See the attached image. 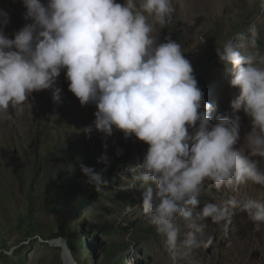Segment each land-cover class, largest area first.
Segmentation results:
<instances>
[{"label": "clouds", "instance_id": "clouds-1", "mask_svg": "<svg viewBox=\"0 0 264 264\" xmlns=\"http://www.w3.org/2000/svg\"><path fill=\"white\" fill-rule=\"evenodd\" d=\"M22 4L24 19L31 23L13 39L4 32L9 14L0 9V118H8L10 107L22 112L33 92L52 87L66 69L69 90L81 106L94 103L97 108L93 125L80 131L88 138L93 129L110 137L115 128L125 139L134 135L149 145L142 161L130 169L129 187L141 182L143 213L163 238L173 264L187 261L201 246L203 221L209 218L227 231L234 210L240 209L259 230L264 202L258 199L205 203L195 212L206 188L237 191L249 181L264 186V169L256 159L264 158V54L255 21L216 49L219 61L234 69L230 83L240 90L230 107L251 121L241 144L240 117L218 116L212 123L213 106L204 101L180 43H159L153 35L154 25L163 27L172 19L173 0ZM52 98L60 101L59 89ZM98 163L105 166L100 171L79 165L97 191L109 184L106 151ZM178 219L187 229L183 238Z\"/></svg>", "mask_w": 264, "mask_h": 264}, {"label": "rangeland", "instance_id": "rangeland-1", "mask_svg": "<svg viewBox=\"0 0 264 264\" xmlns=\"http://www.w3.org/2000/svg\"><path fill=\"white\" fill-rule=\"evenodd\" d=\"M41 2L47 4V0ZM116 2L123 4L124 0ZM173 5L175 12L170 22L163 27L154 25L153 35L159 43L167 39L180 43L193 67L198 87L204 93V101L213 106L212 123L218 116L230 119L239 116L240 143L243 144L244 137L251 131V121L242 110L234 113L230 107L240 90L230 83L234 69L219 61L216 49L255 21L259 29L258 45L264 54L261 0H173ZM0 9L9 14L4 32L10 39L26 23H31L24 19L26 9L22 0H0ZM69 83L66 69H62L52 87L32 93L24 102L22 112L10 107L8 118H0V264H109L111 258L105 255V250L108 245L118 243L128 246L116 252L113 259L124 260L125 264H173L163 238L143 213L141 182L129 187L133 183L130 169L142 161L149 147L135 136L136 149L129 152L120 166L115 165L106 187L95 189L89 195L87 179L81 174L78 190L57 206L59 199L52 195L51 186L61 164L71 172L75 166L73 158H78L81 164L83 160L79 156L87 154L102 169L105 166L98 163L101 154L106 151L110 159L125 140L123 132L115 128L110 137L93 129L88 138L80 131L93 125L97 108L94 103L81 106L69 90ZM57 89L60 101L54 102L52 97ZM54 142L63 153L69 151L68 157L60 160L56 156L52 148ZM256 159L264 169V158ZM15 167L25 169L22 182L17 178ZM31 190L35 196L33 202L28 197ZM232 198L241 204L246 198L264 202V186L249 181L237 191L206 188L195 212L205 203L224 205ZM76 199L78 207L72 211ZM30 206L34 207L35 233L25 238ZM19 218L25 219L20 227ZM203 222L206 224L203 243L192 257L177 264H264V224L257 230L240 209L234 210L227 231L210 218ZM178 223L183 238L187 229L182 220L178 219ZM65 225L73 230L72 234L69 235ZM107 225L115 232H107ZM61 228L67 239L60 233ZM51 233L56 234L54 238ZM56 238L62 241L52 242Z\"/></svg>", "mask_w": 264, "mask_h": 264}, {"label": "trees", "instance_id": "trees-1", "mask_svg": "<svg viewBox=\"0 0 264 264\" xmlns=\"http://www.w3.org/2000/svg\"><path fill=\"white\" fill-rule=\"evenodd\" d=\"M136 142L137 141L134 138V135H132L128 139H125L124 142L119 145V149L117 151L113 152V154L110 157L111 165L107 168V171L104 174L107 179H110L113 177V174H114V171L116 168L115 165L120 166V162L124 161L127 158V156H129V152L136 149V146H135ZM52 148L55 151V154H57L56 156L60 160H62L65 157H68V155H69V153H68L69 151H67V153H63V151L60 149V145L56 142L52 143ZM118 151L120 152L119 155H117ZM79 157L83 160V162H82L83 164H85L89 167H93L97 171L101 170L100 165L97 164L95 162V160H90V157L87 154L80 155ZM73 163L75 164V166L73 167L71 172H68L67 170H65L63 164H61V166H60L61 170L59 172V175H57V179H56L54 185L51 186V188H53V190H54V193L52 195L59 199L57 206L60 204H64L68 198H72L73 193L78 190L79 185L81 183V178H82L81 174L82 173L79 169V165H80L79 159L73 158ZM38 168H39L38 166L35 168V173L38 172ZM16 173H17L18 180H20L22 182L23 181V175H25V169L20 170L18 167V168H16ZM34 181H35V178L33 179V182ZM51 183L53 184V182H51ZM87 184H88V187H87L88 192L87 193L89 195H91L96 188L92 184H89V183H87ZM28 197L31 200V202L34 201L35 196H34L32 190L28 193ZM82 200H84L83 197H82ZM77 207H78V203H77V199H76L71 210L74 211V210H76ZM54 209L57 211V207ZM26 217H27L26 219H27L29 225H27V231L25 230V234H26L25 238L32 237L33 233H35V230H33V228L35 226V224H34L35 223L34 207L33 206L29 207L28 214L26 215ZM24 222H25V219L19 218V227L22 224L24 225ZM66 226L67 225H65V227ZM67 228H69V227L67 226ZM114 230L115 229H113V227H111V225L106 226L107 232L114 233L115 232ZM59 231L65 237L64 228L59 229ZM68 232L70 235L73 233V230L69 228ZM51 235L54 238V236L56 234L51 233ZM65 239H67V238L65 237ZM136 240H138V238H136ZM59 241L60 240L55 241V242H59ZM127 246H128L127 243H118L117 245H108L106 250H105V255L109 256L111 258V261L109 264H125L124 260L123 261L115 260V259H113V257H114V254L116 252L122 251Z\"/></svg>", "mask_w": 264, "mask_h": 264}, {"label": "bare ground", "instance_id": "bare-ground-1", "mask_svg": "<svg viewBox=\"0 0 264 264\" xmlns=\"http://www.w3.org/2000/svg\"><path fill=\"white\" fill-rule=\"evenodd\" d=\"M58 240H60V241H62V239L61 238H56V239H54L52 242H54V241H58ZM63 243V242H62ZM63 247H65L64 246V243H63V245H62Z\"/></svg>", "mask_w": 264, "mask_h": 264}]
</instances>
